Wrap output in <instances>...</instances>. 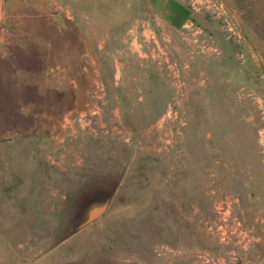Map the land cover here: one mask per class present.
<instances>
[{
    "label": "rangeland",
    "instance_id": "obj_1",
    "mask_svg": "<svg viewBox=\"0 0 264 264\" xmlns=\"http://www.w3.org/2000/svg\"><path fill=\"white\" fill-rule=\"evenodd\" d=\"M35 1L0 13V264H264V0H223L241 43L205 0L176 31L135 0Z\"/></svg>",
    "mask_w": 264,
    "mask_h": 264
},
{
    "label": "crops",
    "instance_id": "obj_2",
    "mask_svg": "<svg viewBox=\"0 0 264 264\" xmlns=\"http://www.w3.org/2000/svg\"><path fill=\"white\" fill-rule=\"evenodd\" d=\"M90 2L89 7H86L83 5L81 2ZM229 1V0H228ZM26 2V0H0V13L4 14L6 17H13V16H20L19 12L20 10V5H23ZM52 6L48 5V7L52 10H47L49 12L54 13L55 9L57 10L60 9L61 5L56 0H51ZM67 2H74L75 7L77 8L76 11H78L79 16L81 17H86L91 14H88L89 12H92L90 7H100L102 4V0H67ZM36 5L34 6L37 11L42 12L44 10V3L41 0L35 1ZM86 4V3H85ZM69 8L71 5H67ZM67 7V8H68ZM68 8V15L67 17L73 18L74 16L71 14V11ZM124 12L129 14V17L126 20L130 19H139L140 23L142 25L144 23H150L151 21H159L168 26L170 31H176L177 29L184 28L189 21L192 11L188 7L187 3L184 0H135V3L133 4H128L125 6ZM125 20V21H126ZM176 33V32H175ZM216 38V44L223 50H229L227 49L228 45L226 44L225 41L222 43L220 42V37H218V34L215 32L213 33ZM173 41L178 45L181 46L179 48L182 49V62L185 63V69L183 71L184 76H187L188 79L190 80H196L198 79V74L196 72V66L199 65L200 62L205 61V64H209V61L204 57L206 54L203 52H197V53H191L192 55L190 56V48L191 46L187 44L186 42L177 41V38L172 37ZM214 44V42H212ZM230 51V50H229ZM230 53V52H229ZM224 54V53H223ZM226 54V53H225ZM225 58V57H224ZM222 58L219 63H222L223 66L227 65L226 59ZM223 60V61H222ZM50 79V80H49ZM59 81V77H47L45 78V83H49L51 80L54 81L56 80ZM47 86L53 89H56L54 86L51 87V85ZM46 85V84H45ZM58 90V88L56 89ZM41 146L44 148V152L48 153L50 149L49 143H44L41 144ZM5 152V151H4ZM4 152L0 151V185L5 181L7 177H9L11 174L14 172V166L12 164V160L5 154ZM4 153V154H3ZM39 156H43V159L48 158L47 155L45 154H38ZM38 155H36L38 157Z\"/></svg>",
    "mask_w": 264,
    "mask_h": 264
},
{
    "label": "built area",
    "instance_id": "obj_3",
    "mask_svg": "<svg viewBox=\"0 0 264 264\" xmlns=\"http://www.w3.org/2000/svg\"><path fill=\"white\" fill-rule=\"evenodd\" d=\"M205 2L206 8L210 9L222 21L226 38L240 43L244 41L237 17L234 13L232 14V11H229L223 0H205Z\"/></svg>",
    "mask_w": 264,
    "mask_h": 264
},
{
    "label": "water",
    "instance_id": "obj_4",
    "mask_svg": "<svg viewBox=\"0 0 264 264\" xmlns=\"http://www.w3.org/2000/svg\"><path fill=\"white\" fill-rule=\"evenodd\" d=\"M107 203H108V199H106L101 204H95L94 202L92 203L90 202L79 227H83L89 224L90 222H92L93 220H95L96 218L100 217L103 214L107 206Z\"/></svg>",
    "mask_w": 264,
    "mask_h": 264
},
{
    "label": "flooded vegetation",
    "instance_id": "obj_5",
    "mask_svg": "<svg viewBox=\"0 0 264 264\" xmlns=\"http://www.w3.org/2000/svg\"><path fill=\"white\" fill-rule=\"evenodd\" d=\"M263 221H264V219H262V222H263ZM263 223H264V222H263ZM249 226H252V225H249ZM246 262H247V261L245 260V263H246ZM245 263H244V264H245ZM250 264H251V262H250Z\"/></svg>",
    "mask_w": 264,
    "mask_h": 264
}]
</instances>
